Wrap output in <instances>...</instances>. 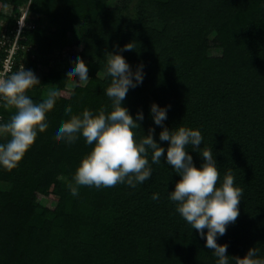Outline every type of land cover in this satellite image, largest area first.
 Instances as JSON below:
<instances>
[{
    "label": "trees",
    "instance_id": "obj_1",
    "mask_svg": "<svg viewBox=\"0 0 264 264\" xmlns=\"http://www.w3.org/2000/svg\"><path fill=\"white\" fill-rule=\"evenodd\" d=\"M0 2L13 7L0 35L12 34L27 5L38 21L45 17L54 27L23 30L21 42L32 50L21 48L16 65L40 72L47 66L28 94L36 98L48 84L59 86L46 108L47 123L37 126L22 159L12 168L0 166V264H215L205 238L168 198L179 179L170 165L152 164L151 178L136 188L81 185L78 197L68 188L91 146L83 136L71 144L58 140L52 129L68 118L66 105L73 113L110 109L106 57L118 50L117 43L130 40L136 49L123 55L133 67L143 62L145 71L143 83L130 88L124 100L133 115L143 108L145 119L135 131L142 137L152 125L159 140L161 126L149 112L153 100L171 105L165 121L170 129L198 128L201 148L212 149L220 178L230 170L244 189L239 216L218 242H227L230 264L250 246L264 256V0ZM75 29L89 67L83 86L69 85L64 66L74 61L62 54ZM213 48L221 54H210ZM13 111L0 104V121ZM7 138L0 136V143ZM188 150L199 166L203 157ZM154 192L160 193L158 200L152 199ZM41 196L52 197L53 204Z\"/></svg>",
    "mask_w": 264,
    "mask_h": 264
},
{
    "label": "clouds",
    "instance_id": "obj_2",
    "mask_svg": "<svg viewBox=\"0 0 264 264\" xmlns=\"http://www.w3.org/2000/svg\"><path fill=\"white\" fill-rule=\"evenodd\" d=\"M115 47L118 50L108 52L104 66L105 75L111 78L105 88V94L110 98V109L86 107L73 113L72 106L66 105L64 112L68 118L61 119L52 129L58 140L71 144L83 136L84 142L91 146L82 155L72 181L68 183L71 194L78 197L81 185L100 188L126 183L136 188L151 178L152 164L163 162L170 165L179 174V179L174 189L168 190L169 200L175 203L176 211L192 229L205 238V247L213 250L215 264H230L228 244L219 243L218 237L226 233L230 223L236 222L243 187L234 182L235 177L230 170L220 178L212 149L201 148L204 137L198 128L177 124L170 129L165 124L170 104L161 105L155 100L150 103L152 121L154 125L161 126L159 140L154 136L156 129L152 125L146 134L139 136L135 130L145 119L143 108H138L133 115L124 100L130 88L143 83L144 64L140 62L133 67L123 55L125 51L136 49L133 40L122 46L117 43ZM69 58L74 62L65 64V72L72 78L73 85L83 86L89 80L88 64L79 53L69 52ZM40 83L37 73L25 66L0 77V104L14 109L7 121H0V136L8 137L0 143V166L15 167L34 137L37 126L47 123L46 108L52 104L59 86L50 83L46 91L33 98L28 90ZM160 141L168 143L165 145ZM189 148L203 157L199 166ZM159 198V192L152 194L153 200ZM259 253V248L250 246L244 255L237 258V264H264V256Z\"/></svg>",
    "mask_w": 264,
    "mask_h": 264
},
{
    "label": "built area",
    "instance_id": "obj_3",
    "mask_svg": "<svg viewBox=\"0 0 264 264\" xmlns=\"http://www.w3.org/2000/svg\"><path fill=\"white\" fill-rule=\"evenodd\" d=\"M28 12V6L23 7L17 19L16 27L11 30L12 34L4 31L0 35V77L8 76L25 66L24 63H21L19 67L16 65V55L21 48L29 52L32 50L31 45L27 46L21 42L23 30L27 26ZM4 24L6 26L7 21ZM31 56L35 57V54L32 53Z\"/></svg>",
    "mask_w": 264,
    "mask_h": 264
},
{
    "label": "rangeland",
    "instance_id": "obj_4",
    "mask_svg": "<svg viewBox=\"0 0 264 264\" xmlns=\"http://www.w3.org/2000/svg\"><path fill=\"white\" fill-rule=\"evenodd\" d=\"M119 0H111V4H116L118 3ZM28 6V5H27ZM26 7V6H25ZM13 7L12 5H8V4H4L0 2V24H4L7 20L6 18H9V15L13 12ZM8 16V17H6ZM38 14H34L32 12H28V16H27V26L29 27H38L42 30H52L54 29V27L46 20V18L44 17L43 20L38 21ZM80 23H78L76 25V28L78 29ZM75 29L74 32L72 33V36L70 38H68L64 44V52L62 53L64 58H68L69 57V52H74V53H79L82 49L83 43L78 42V38H79V33L78 30ZM210 54H214V55H219L221 54V49H217V48H213L210 49L209 51ZM85 60V59H84ZM54 60H51L50 65H53ZM37 73V75L41 78L45 72H47V66H44L43 68H41V72L40 71H35ZM69 85L74 86L72 83V80L69 81ZM40 199L48 204H53V198L52 197H44L41 196Z\"/></svg>",
    "mask_w": 264,
    "mask_h": 264
}]
</instances>
